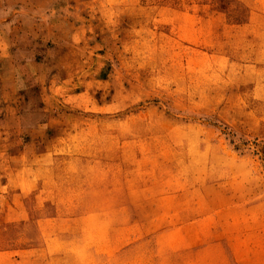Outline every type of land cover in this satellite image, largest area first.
Here are the masks:
<instances>
[{
	"label": "rangeland",
	"instance_id": "374dc122",
	"mask_svg": "<svg viewBox=\"0 0 264 264\" xmlns=\"http://www.w3.org/2000/svg\"><path fill=\"white\" fill-rule=\"evenodd\" d=\"M0 264H264V0H0Z\"/></svg>",
	"mask_w": 264,
	"mask_h": 264
}]
</instances>
